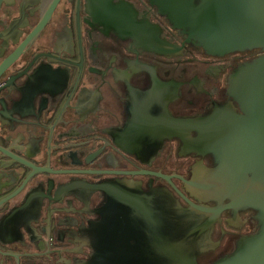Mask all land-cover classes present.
<instances>
[{
  "label": "flooded vegetation",
  "instance_id": "af4514ba",
  "mask_svg": "<svg viewBox=\"0 0 264 264\" xmlns=\"http://www.w3.org/2000/svg\"><path fill=\"white\" fill-rule=\"evenodd\" d=\"M159 11L0 0V264H163L154 252L185 240V215L168 234L171 205L212 211L211 224L192 216L196 264L256 231L255 211L211 176L214 155L183 136L224 106L239 111L227 78L260 52L208 54ZM176 119L201 121L185 133Z\"/></svg>",
  "mask_w": 264,
  "mask_h": 264
},
{
  "label": "water",
  "instance_id": "95a60500",
  "mask_svg": "<svg viewBox=\"0 0 264 264\" xmlns=\"http://www.w3.org/2000/svg\"><path fill=\"white\" fill-rule=\"evenodd\" d=\"M154 2L186 43L208 54L251 49L260 52L239 64L227 78V94L239 111L227 106L218 109L209 116L210 123L196 139H188L187 132L196 130L201 120L175 121L186 125L185 145L188 141L195 148L214 155L219 165L211 176L220 179L218 188L232 204L255 211L256 231L239 239L230 254L213 264H264V0ZM169 211V227L176 228L175 232L168 233L170 237L181 235L177 220L181 218L179 214L185 215L184 246L182 243L174 251L175 255L171 254L170 247L162 250L164 255L162 251H155V259L167 260L163 264H196L195 256L201 250L196 236L201 229L190 225L192 216L195 212H209L211 224L212 211L193 203L187 208L171 205Z\"/></svg>",
  "mask_w": 264,
  "mask_h": 264
}]
</instances>
